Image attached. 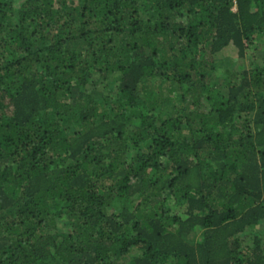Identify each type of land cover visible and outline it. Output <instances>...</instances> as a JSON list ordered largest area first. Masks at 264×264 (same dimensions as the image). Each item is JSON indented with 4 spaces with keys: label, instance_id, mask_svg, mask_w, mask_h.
<instances>
[{
    "label": "trees",
    "instance_id": "trees-1",
    "mask_svg": "<svg viewBox=\"0 0 264 264\" xmlns=\"http://www.w3.org/2000/svg\"><path fill=\"white\" fill-rule=\"evenodd\" d=\"M0 264H264V0H0Z\"/></svg>",
    "mask_w": 264,
    "mask_h": 264
},
{
    "label": "rangeland",
    "instance_id": "rangeland-1",
    "mask_svg": "<svg viewBox=\"0 0 264 264\" xmlns=\"http://www.w3.org/2000/svg\"><path fill=\"white\" fill-rule=\"evenodd\" d=\"M226 56L229 58V61L234 62L232 64V69L234 72H239L245 68L246 65H243L242 61L237 59L236 53L234 52L232 48L230 49V51H228L227 53L225 52L223 54V57H226ZM60 227H62L61 229L63 230V226L61 224H60Z\"/></svg>",
    "mask_w": 264,
    "mask_h": 264
}]
</instances>
